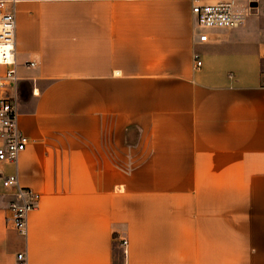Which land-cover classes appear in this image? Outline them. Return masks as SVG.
<instances>
[{"label":"crops","instance_id":"1","mask_svg":"<svg viewBox=\"0 0 264 264\" xmlns=\"http://www.w3.org/2000/svg\"><path fill=\"white\" fill-rule=\"evenodd\" d=\"M194 21L192 0L16 4L29 143L5 169L41 198L20 232L0 179V264H264V11L205 41Z\"/></svg>","mask_w":264,"mask_h":264},{"label":"built area","instance_id":"2","mask_svg":"<svg viewBox=\"0 0 264 264\" xmlns=\"http://www.w3.org/2000/svg\"><path fill=\"white\" fill-rule=\"evenodd\" d=\"M21 0H0V66L5 73L0 76V179L2 185L13 191L15 200L11 204V220L23 233L27 231L29 214L38 205L41 195L21 185L17 171L7 172L6 166L17 167L21 152L29 143L19 123V107L16 97V4ZM264 11V0L248 3L240 0H219L208 2L192 0L194 26L198 30V41L208 39L205 30L213 28H236L245 22L251 13ZM196 67L202 66L199 54H195ZM264 85V48L261 52ZM35 65L34 62L30 63ZM18 258L24 260V255Z\"/></svg>","mask_w":264,"mask_h":264}]
</instances>
